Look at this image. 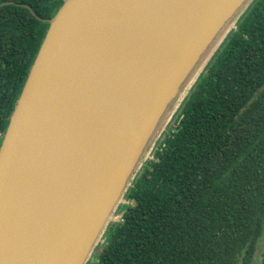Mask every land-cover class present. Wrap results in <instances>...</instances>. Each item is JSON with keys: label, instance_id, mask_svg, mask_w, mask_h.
I'll list each match as a JSON object with an SVG mask.
<instances>
[{"label": "water", "instance_id": "obj_1", "mask_svg": "<svg viewBox=\"0 0 264 264\" xmlns=\"http://www.w3.org/2000/svg\"><path fill=\"white\" fill-rule=\"evenodd\" d=\"M253 1L63 0L49 19L21 5L48 27L0 139V264L90 263Z\"/></svg>", "mask_w": 264, "mask_h": 264}, {"label": "trees", "instance_id": "obj_2", "mask_svg": "<svg viewBox=\"0 0 264 264\" xmlns=\"http://www.w3.org/2000/svg\"><path fill=\"white\" fill-rule=\"evenodd\" d=\"M62 1L0 0V139L48 27L21 5L49 19ZM140 171L88 264H264V0L238 20Z\"/></svg>", "mask_w": 264, "mask_h": 264}, {"label": "rangeland", "instance_id": "obj_3", "mask_svg": "<svg viewBox=\"0 0 264 264\" xmlns=\"http://www.w3.org/2000/svg\"><path fill=\"white\" fill-rule=\"evenodd\" d=\"M178 112V111H177ZM177 112L173 115V117L171 118V120H170V122L168 123L169 125H168V127H171L172 125H173V120H174V118H175V116H176V114H177ZM167 127V128H168ZM166 131H167V129H166ZM163 138V135L161 136V138L159 139V140H161ZM150 157H152V156H150ZM140 173H141V171H140ZM131 203L130 202H128V201H123L122 202V206H126V205H130ZM117 213H119L118 215H117ZM117 213H116V216H115V218H114V222H116V221H118L119 219H120V217H121V213H122V211H121V209H119V210H117ZM103 244V243H102ZM101 244V245H102ZM100 248V247H99ZM98 250V249H97ZM97 250H96V252H97ZM90 262H94V260L92 259Z\"/></svg>", "mask_w": 264, "mask_h": 264}]
</instances>
